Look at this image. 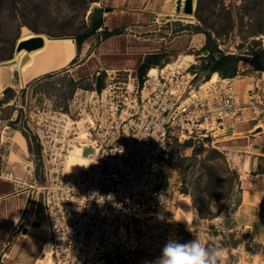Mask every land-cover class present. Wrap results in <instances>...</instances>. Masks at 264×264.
<instances>
[{
	"label": "built area",
	"instance_id": "1",
	"mask_svg": "<svg viewBox=\"0 0 264 264\" xmlns=\"http://www.w3.org/2000/svg\"><path fill=\"white\" fill-rule=\"evenodd\" d=\"M180 7L187 14L185 0ZM193 65H156L142 81L133 71L127 80L109 73L101 89L77 90L67 107L30 115L45 164L47 264H150L169 239L183 242L189 230L176 217L181 193L165 162L187 141L207 145L217 131L264 116L259 86L245 95L233 77L212 81ZM76 144L89 163L69 173L65 163ZM2 175L17 178L13 168Z\"/></svg>",
	"mask_w": 264,
	"mask_h": 264
},
{
	"label": "rangeland",
	"instance_id": "2",
	"mask_svg": "<svg viewBox=\"0 0 264 264\" xmlns=\"http://www.w3.org/2000/svg\"><path fill=\"white\" fill-rule=\"evenodd\" d=\"M182 1L0 0V60L15 55L25 28L34 31V35L72 37L78 50V36L94 32L85 39L91 41L88 53L79 52L66 66L45 72L30 84L27 80L21 87L8 85L0 93V179L4 178L2 171L6 168L15 171L9 155L16 143L10 135L21 132L28 140L35 166L33 174L26 175H35L32 181L35 177L38 179L35 182L37 200L41 190L38 186L45 183V164L41 159V145L28 125L30 115L43 107H67L77 90L98 88L101 76L105 82L108 69L116 68L110 74L116 73L118 79L127 80L132 71L140 73L138 64L144 55L161 52L160 62H170L190 50L185 47L198 29L210 34V46L217 45L227 53L252 56L264 48V0H202L199 14L196 6L192 16L181 11ZM146 6L149 11H143ZM95 7L103 11L106 8L105 18L103 12L101 17L94 15ZM151 8H157V12ZM106 28L115 29V33L105 38ZM199 58L204 57L196 60ZM206 68L202 59L191 70L202 72ZM248 68L246 72L252 73V68ZM16 76H20L18 70ZM247 80L251 79H238L236 86L251 85V82L245 84ZM241 124L237 123L236 127ZM6 131L9 138L3 139ZM250 135L247 152L217 148L213 145L215 136L206 140L207 145L185 143L163 166V171L174 177L180 193L190 195L194 207L192 233L185 230L183 242L198 238L202 245L218 250L217 264H264V198L256 213L245 212L243 204L240 206L244 185L233 157L234 153L240 158L241 154L257 155L252 151L256 150L252 144L255 140L264 143V134L252 132ZM259 161L257 169L264 173V155ZM252 170L246 171L249 177ZM0 263H3L1 258Z\"/></svg>",
	"mask_w": 264,
	"mask_h": 264
},
{
	"label": "bare ground",
	"instance_id": "3",
	"mask_svg": "<svg viewBox=\"0 0 264 264\" xmlns=\"http://www.w3.org/2000/svg\"><path fill=\"white\" fill-rule=\"evenodd\" d=\"M174 8L175 7L173 5L172 9ZM187 15L192 16L193 14L188 13ZM190 20H193V19H190ZM34 33L35 32L30 30L29 28H25L23 34L21 35V40L34 36ZM36 35H39V34H36ZM41 36L44 39L43 46L33 49L31 51L27 50L26 48H22L18 50L13 57L0 60V93L8 85L12 87H21L24 85V83L27 82V80H31L35 78L34 76L39 75L42 72H48V71L50 72L52 70L62 68L66 66L69 62H71L73 58L76 56V49H77L76 43L72 37H68V36L54 37V36H51L45 33H41ZM205 37H206V34L203 31L194 32L192 34L188 47H185V49H190V50L180 53V55L176 59L168 62V66L169 67L171 66L186 67L189 65L190 62L194 63L195 61H197L196 60V57L198 56L197 51L200 50V48H202L204 41H205ZM90 43L91 41L88 39L84 41L83 45L81 46L82 54H85L87 52V49L89 48ZM127 69L131 70L132 68H127ZM151 69H152L151 70L152 73L157 72L156 66H152ZM16 70L19 71L20 76H16ZM108 70L110 73V71H115L117 69L115 68V69H108ZM218 78H219V73L217 71H214L211 76L212 81ZM233 80L236 83V81H238V78L233 77ZM249 88L251 89L252 87H249ZM244 93L246 95L247 92L244 91ZM245 120L249 121L250 123V128L247 131H234L227 135L224 134V135H220L217 137L214 136L215 139L213 140V145L217 148H229L232 151L241 150V149L246 150V148L249 147L248 139H251L250 134L252 132H254V134L256 132V134L260 136L264 134V116L259 117V118L251 117L249 119H244L242 121H245ZM237 123L239 122H236L234 124H237ZM8 134L9 133L6 131L3 139L9 138L7 136ZM10 136H11L10 138L12 139L14 138L15 143L17 142L21 147H24L25 151L27 152L25 137L23 134H21V132L20 133L18 132V135L15 134V136L13 135H10ZM84 136H85L84 132L81 131L79 137H84ZM17 143L15 145L16 147H17ZM253 145L255 146V149L257 150V152H262L264 154V143H261L255 140V143H253ZM18 155L19 154L17 153L16 150L11 151L10 153V157L12 159L18 158ZM30 157L31 155L29 156V158L23 159V161H20V164L22 165V169L26 170V172L31 170L30 168L32 166V163H31L32 161ZM233 157H234V162L236 161V163L239 164L241 169H243L244 167L246 168L248 166V161H249L248 156H246V158L244 157L245 159L242 160L238 154L234 153ZM88 163H89V158L87 157L85 150L83 149L82 146L76 144L73 150L71 151V153L69 154V156L67 157V160L65 163V169L69 173H76V172H79L81 169L85 168L88 165ZM38 187H39L38 189L40 190L41 186H38ZM261 194L262 192H257L250 188H245V190L243 191V196H244L243 197V200H244L243 208L247 206L249 207L251 212L256 213L260 207ZM37 196L39 197L37 198L36 203H35L36 209H35L34 218L35 217L39 218L42 215L45 218V222L47 226V235H45L44 237V239L45 238L47 239L43 244V250H45V245L47 244L46 242L48 240V235H49V228L47 224L45 205L43 201V196L41 194V190L38 192ZM179 203L180 204L177 208L176 217L178 219H181V218L186 219L187 221H184L183 219L181 220L187 225V228H189V226L191 227V223L194 218V209H193L194 207H193L190 195L188 193L182 192L179 197ZM187 222L189 223V225ZM33 233L31 237H33ZM30 243L34 244L31 241L29 242V246H30ZM29 246L27 244V248ZM43 250L40 247L32 260L35 259L38 264H47L49 259L44 258V256L41 255Z\"/></svg>",
	"mask_w": 264,
	"mask_h": 264
},
{
	"label": "crops",
	"instance_id": "4",
	"mask_svg": "<svg viewBox=\"0 0 264 264\" xmlns=\"http://www.w3.org/2000/svg\"><path fill=\"white\" fill-rule=\"evenodd\" d=\"M147 7L148 6L143 8L144 9L143 11H149ZM104 9L105 10L102 13V16H104L106 12V8ZM156 9L157 8H154L152 10L157 12ZM106 25H110V24L106 23ZM206 41H207V36L205 37L203 46L206 44ZM203 46L202 48H200V50L202 51L201 52L200 50L198 51L197 57H204L202 58L204 60V64H207L206 62L208 60V56L206 54H205L206 56H201V55L206 53L208 49L207 50L203 49ZM166 47L168 48V46ZM80 50L76 49V56L78 55L79 52H82ZM88 51H89V48L87 49L86 53H88ZM215 54L219 56L218 55L219 51L217 52L215 51ZM145 57L146 55H144L143 58L140 60L138 67L141 64V62H143ZM202 59L199 58L198 60H202ZM197 61L194 62V65H197ZM242 63H245L248 66L247 65L243 66ZM248 67L252 68L251 70L252 73L246 72L247 69H250ZM206 70L208 69L206 68ZM255 71L258 73L262 72L263 75H260V73L256 75L254 73ZM44 73L45 72H42L39 75L34 76L35 78L28 81L27 84L32 83V81L35 80L36 78L39 79V77L41 75H44ZM235 77L238 79H242V78L251 79L245 82V84H248V85H249V82L252 83L251 85L246 86V87L242 85L241 87L238 88L235 83L236 89L242 93H244V91H247L249 87L254 88L256 86H259L261 90L264 89V70L255 68L249 61L240 60V62L238 63V74ZM260 81H262L261 85L259 84ZM239 123H242L241 126L236 127V124H234V127L230 133L237 131V130L247 131L250 128V123L247 120L239 122ZM25 142H26L27 152L25 151L24 147H21L16 142L17 147L14 150H16L19 155H18V158L16 159L11 158L12 159L11 162L15 163V165L13 166L16 172V176L18 175L17 178L14 180L4 179V178H2L3 180L0 179V249H2V252H1L2 257L0 253V258L3 262L0 264H38L35 259L34 260L32 259L34 258L36 252L38 251L40 247L43 250V244L47 239V238L44 239L45 235H47V226H46L45 218L43 217V215L40 216L39 218H36V217L34 218L35 209H36L35 208V203H36V198H35L36 197V189H35L36 184L35 182L37 183L38 179H36L35 177L34 179L35 181H32L33 180L32 177L35 175L27 176L28 174L26 170L24 171L22 169V165L20 164V161H23V159L29 158V156L31 155L30 150H29L30 145L26 137H25ZM12 151H13V148H12ZM241 151H245V149H241ZM252 151L256 153L257 155L253 153L247 154L249 161H248V166L246 168L244 167L243 169H240V166L238 163H236L235 167L238 166L237 169L238 171H240L239 172L240 178L244 185L243 191L245 190V188H250L254 191L262 192L261 198H260V203H261L262 199L264 198V173L258 170L257 167L260 165V161H259L260 156L264 154L262 152H257L256 150H252ZM241 156H242L241 158L242 160H244V157H246L244 154H241ZM31 161H32L31 162L32 165H34L32 158H31ZM251 168H253L254 170L250 171L252 176L248 177V173H246V171L248 169L251 170ZM25 176L27 177L25 178ZM27 179L28 181L24 182ZM242 204H244L243 198L241 200L240 206ZM242 208H243V205H242ZM244 210H246L245 212L250 211L249 207L247 206L244 207ZM32 233H33V237H31ZM31 241L34 244L30 243V246H29V242ZM27 244L29 246L28 248H27Z\"/></svg>",
	"mask_w": 264,
	"mask_h": 264
},
{
	"label": "trees",
	"instance_id": "5",
	"mask_svg": "<svg viewBox=\"0 0 264 264\" xmlns=\"http://www.w3.org/2000/svg\"><path fill=\"white\" fill-rule=\"evenodd\" d=\"M201 6H202V0H198V4H197L198 14L201 9ZM93 12H94V15H98V16L100 15L101 17V12H104V11L102 10V8L101 9L95 8ZM98 26L99 25H97L96 27L98 28ZM198 31H202V30L198 29ZM114 33H115V29L109 30L108 28H106L105 38L111 36ZM93 34L94 32H89L87 34L79 35L78 40H77V43L79 44V48H81L83 41L88 36L93 35ZM205 34L207 36V41H206V44L203 46V49H206V50L208 49L207 51L209 52L207 54L208 60L206 62L207 63L206 66L209 71V74L213 73L214 71H218L222 77H235L238 74V63L240 62V60L249 61L255 68L264 70V48H261L257 52H253L252 56H243L241 54H235V53H225L224 51H221V49L218 48L217 45L210 46V44L208 43L209 40H211L210 34L206 31H205ZM215 51L216 52L219 51V54H218L219 56L215 54ZM160 58H162L161 52L146 55L145 59L143 60V62H141L138 68L140 70V73L138 74V76L141 81L143 80L146 71L150 67L156 66V65L163 66L165 63L169 62V61H164L163 63H161ZM103 77L104 76L100 77L101 82L99 83L98 89H101L105 84ZM188 142L189 141L185 143H188Z\"/></svg>",
	"mask_w": 264,
	"mask_h": 264
},
{
	"label": "clouds",
	"instance_id": "6",
	"mask_svg": "<svg viewBox=\"0 0 264 264\" xmlns=\"http://www.w3.org/2000/svg\"><path fill=\"white\" fill-rule=\"evenodd\" d=\"M108 198H112L111 194ZM104 199L105 197H99L98 202L103 203ZM181 219L187 221L184 218ZM188 230L192 231L190 226ZM219 258L220 253L218 250L202 245L198 238L187 242L169 239L163 245L160 256L150 264H217Z\"/></svg>",
	"mask_w": 264,
	"mask_h": 264
},
{
	"label": "water",
	"instance_id": "7",
	"mask_svg": "<svg viewBox=\"0 0 264 264\" xmlns=\"http://www.w3.org/2000/svg\"><path fill=\"white\" fill-rule=\"evenodd\" d=\"M196 2H197V0H185V12L187 14L188 13L194 14V12L196 10V6H197ZM43 44H44L43 37L41 35H34L30 38L20 40L18 42L17 50H20L22 48H26L27 50L31 51L33 49H36V48L43 46ZM231 131H232V129L229 128L227 130L215 133L214 136L228 134Z\"/></svg>",
	"mask_w": 264,
	"mask_h": 264
}]
</instances>
